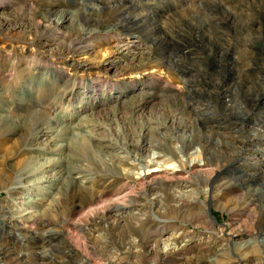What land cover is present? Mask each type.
<instances>
[{"label":"rangeland","instance_id":"1","mask_svg":"<svg viewBox=\"0 0 264 264\" xmlns=\"http://www.w3.org/2000/svg\"><path fill=\"white\" fill-rule=\"evenodd\" d=\"M61 14L69 18L57 22ZM41 125L56 145L94 133L93 167L67 150L36 149ZM147 143L178 170L164 164L147 178L151 165L135 155ZM46 157L62 159L55 170L84 166L82 196L63 195L59 183L27 191ZM183 185L190 197L172 198ZM99 194L114 201L98 209L142 206L136 248L117 240L115 224L75 213ZM156 226L181 250L149 252ZM0 258L264 264V0H0Z\"/></svg>","mask_w":264,"mask_h":264},{"label":"bare ground","instance_id":"2","mask_svg":"<svg viewBox=\"0 0 264 264\" xmlns=\"http://www.w3.org/2000/svg\"><path fill=\"white\" fill-rule=\"evenodd\" d=\"M68 18L69 17H67L66 14H61V15H59V18L57 19V22H61L62 20H66ZM78 125H80V124H78ZM64 131H66V130L64 129ZM58 134H60V135L63 134V130H61L59 128ZM70 135L71 136H70V140H69L68 143H63V144H57L56 145L53 142L54 141V135H52L50 132H48L47 128H45V127H43L41 125L40 127H38L36 129V131L34 133V138L33 139L35 141V146H36L35 148L38 149V150L46 151V152L51 151V149H53V150H61V151L67 150V152H68L67 156L68 157L72 158L73 160L84 161L86 167H90V168L93 167V164L95 162V155H96L95 154V150L93 149L94 146H93V143H92L94 141V138H96L94 136V133L93 134L89 133L87 137L85 136L86 138H85L83 143L81 141H79V136H78L79 134L78 133L74 132V133H72ZM164 136H166V135H164ZM164 136H163V139H164ZM179 141H182V139H179ZM161 142H163V141H161ZM98 144H100L106 150H109V151L114 150L113 147L108 142H103V143H98ZM157 145H158V143H156V144L147 143L143 149L142 148H138L136 153H135L136 156H139V155L143 156L144 157V162L146 161L147 163H149L151 165V167H149V169L146 172V174H147L146 177L147 178L150 177L151 179H153V181L156 180L154 174L157 173L158 171H160L159 170L160 167L164 166V164H165V167H163L164 169H173L174 171H177L178 167H179V165H176L177 161L175 162V161L171 160L172 159L171 156L168 159H165V158L162 159L161 158L162 154L159 151L155 150ZM52 146H53V148H51ZM171 148L172 149H171L170 153H172V152L177 153L178 156H180L179 163L182 164L181 158L183 157V154H182L181 148L180 147L178 148L177 146H173ZM118 149L119 150L116 149L117 151L114 150L115 151L114 154L116 155V157L118 156L119 158L122 159V161H124L126 159L130 160L129 153L127 151H125L124 148L122 149V147H120ZM198 154L199 153L197 151L195 157L193 158V162H194L195 158H196V161H198L197 160ZM158 157H160L161 159H159ZM40 160H41V157H40ZM61 161H62L61 158L60 159H51V158H47V157L44 158L42 160V162L37 167V173H39V176L33 178L32 180H30L26 184L27 191L28 190H33V189L40 190V189H43V187H49V188H47L49 190L46 192V194H48V193H50L52 185L54 183H59L62 186L61 193L63 195L71 193L70 196L74 197V196H76V190H78V194L82 196V193L84 191V186H83L84 185V180H86L85 177H84L85 174H86L84 166L76 165V164H67L65 167H62L61 169L55 170V167L60 165ZM51 171H53L51 174L50 173L47 174L48 172H51ZM140 175L142 176V175H144V173H139L137 176H140ZM203 190H204L205 193H207L209 191L207 187H204ZM192 193H193V189H188L187 187H185L183 185V186H181V189H178V190L174 189L173 192H171V197L174 198L175 200L177 198H182V200H186L187 198L190 197V195ZM105 196L106 195L99 194L96 197V206H90V207L86 208L84 205H79V204L75 205L74 204L75 205L74 208L76 209L75 213L77 215L83 214L85 216L94 215L96 217V219L99 220V222L102 221L105 224H107L108 226L109 225L113 226V224H115L116 226H114V227L116 229L119 228V230L117 232V240L119 242L123 243V244L125 242L129 248H131V247L136 248V246L139 243V240H138V236H136L134 234L136 233V231H142L143 230V225H144V222L146 221V219H144L143 217L140 216L139 208H141L142 206L141 205H137V207H136L135 204H134V206H132V205L125 206L124 204H122V203H120L118 201L119 204H116V205L112 206L111 209H109V210L108 209L107 210L98 209L99 207L97 206V204H100L101 202H103L105 200L114 201V200H109L108 198H105ZM61 197H62V195H61ZM117 198L118 197L115 198L116 201H117ZM195 199H199V198H195ZM124 200H125V198H124ZM112 204H113V202H112ZM101 205H102V203H101ZM105 205H106V203H105ZM75 227H77V226H75ZM125 230H128V232L126 233V234H129V236L127 235L128 237L125 235V232H126ZM164 232H165V228L162 229V228H159L158 226L155 227V229H154V234H155L154 237L155 236H157V237L154 238L152 246L149 249V252H151L152 254L155 255V253L157 251H160L161 256L163 258L164 257L166 258V254L167 253H171V252H173L175 250H178L181 247V245L177 244L172 239L173 236H174L173 232H171V233L170 232H166L167 234L163 235ZM120 233L125 236L124 240L122 239V235ZM106 234L108 235V233L106 231H103V232L101 231L100 232L97 229L96 230L95 229H90V228L87 229V237L92 238V239H97L98 238L99 240L100 239L101 240L102 239L106 240V239H108ZM130 234H133V236H131ZM48 240H50V239H48ZM41 241H42V238H41ZM253 241H255V240H249L248 239V240H246L244 242H241L239 244V247L240 248L245 247V246H248V248L252 247L249 244L251 242H253ZM182 247H184V246L182 245ZM137 250L139 251V249H137ZM179 250H181V249H179ZM138 251H137V253H138ZM139 253H140V251H139ZM115 259L119 260V257L116 256ZM155 259L156 258L152 259V263L155 262ZM0 260H1V258H0ZM198 263H200L199 260H198ZM190 264H193V263L190 262Z\"/></svg>","mask_w":264,"mask_h":264}]
</instances>
